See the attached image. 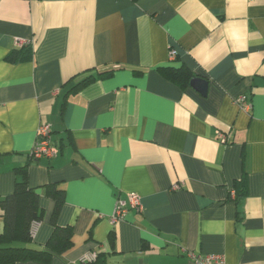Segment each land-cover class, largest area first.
I'll list each match as a JSON object with an SVG mask.
<instances>
[{
    "label": "crops",
    "instance_id": "obj_1",
    "mask_svg": "<svg viewBox=\"0 0 264 264\" xmlns=\"http://www.w3.org/2000/svg\"><path fill=\"white\" fill-rule=\"evenodd\" d=\"M18 40L32 58L7 60ZM180 67L207 93L164 73ZM41 123L59 152L30 160ZM24 165L43 211L30 245L53 233L56 183L73 246L16 264H264V0H0V198ZM131 192L141 206L113 222Z\"/></svg>",
    "mask_w": 264,
    "mask_h": 264
},
{
    "label": "trees",
    "instance_id": "obj_2",
    "mask_svg": "<svg viewBox=\"0 0 264 264\" xmlns=\"http://www.w3.org/2000/svg\"><path fill=\"white\" fill-rule=\"evenodd\" d=\"M34 47L32 43H26L17 47L7 56V60L19 61L32 58ZM166 76L180 86L189 84L193 74L185 67L168 68L164 71ZM91 80L87 77L78 84L73 85L71 91H76ZM33 158L30 155V160ZM27 165L20 167L22 175L17 180L15 190L0 198V206L3 210V229H0V264H16L19 261L37 260L50 261L53 252L63 253L73 246V228L70 225L62 226L57 223V216L65 201V191L58 188L56 183L45 185L48 196L55 200V209L52 214L54 230L47 241L46 248L31 246L33 241V226L43 218L40 207V194L36 188L29 186L26 179ZM236 187V196L240 198L245 194V182L239 181ZM113 242V233L110 236ZM103 252L97 253L96 257L86 260L85 264H100Z\"/></svg>",
    "mask_w": 264,
    "mask_h": 264
},
{
    "label": "built area",
    "instance_id": "obj_3",
    "mask_svg": "<svg viewBox=\"0 0 264 264\" xmlns=\"http://www.w3.org/2000/svg\"><path fill=\"white\" fill-rule=\"evenodd\" d=\"M29 43V42H26ZM25 44V41L18 40L17 45L22 46ZM177 51L171 49L170 57L175 58ZM242 108L251 109V103L247 100L246 95H240L235 100ZM221 139L224 142H227V134L225 132H219ZM59 152V148L52 141V127L48 123H41L37 131V139L34 144V147L30 153L31 157L35 160L40 158H53ZM179 187L178 184L174 185V188ZM231 194L235 195V190L231 191ZM141 196L136 192H131L128 194L127 198H120L116 206L115 212L113 214V222L122 219L129 207L139 208L141 206ZM97 255L96 252H92L90 259L95 258ZM192 257L198 264H225L224 256L221 254H207L203 255L200 253H191Z\"/></svg>",
    "mask_w": 264,
    "mask_h": 264
},
{
    "label": "water",
    "instance_id": "obj_4",
    "mask_svg": "<svg viewBox=\"0 0 264 264\" xmlns=\"http://www.w3.org/2000/svg\"><path fill=\"white\" fill-rule=\"evenodd\" d=\"M191 85L197 88L202 93L206 94L208 89V80L204 77H194L191 80Z\"/></svg>",
    "mask_w": 264,
    "mask_h": 264
}]
</instances>
